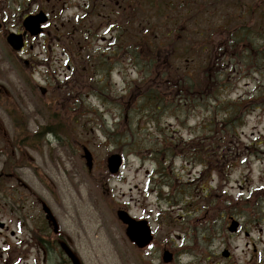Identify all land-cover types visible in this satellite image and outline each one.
<instances>
[{
	"label": "rangeland",
	"instance_id": "rangeland-1",
	"mask_svg": "<svg viewBox=\"0 0 264 264\" xmlns=\"http://www.w3.org/2000/svg\"><path fill=\"white\" fill-rule=\"evenodd\" d=\"M85 1L80 0L82 7L69 8L66 15L83 16ZM191 1L209 3L212 0ZM103 2L107 3L106 0ZM249 6H257L256 15L248 12ZM259 6L262 7L259 9ZM11 9L13 10L14 6ZM261 10L264 11L263 0H247L235 13L231 12V8L218 6L216 12L215 9L205 12L204 21H197L191 19L196 13V10L191 8L182 15H178V11L177 16L175 13V17L165 23L166 30L173 28L177 17L186 18L188 31L184 33L185 38L182 41L187 42V46L191 41L202 42L204 38L210 40L208 35L200 37L193 28L205 29L207 34L212 35V46L208 51L210 61L202 57L207 56V53L197 50L185 52L184 46L172 58L174 66L182 75L192 72L198 80L218 75V81L213 82L219 85L215 84L216 86L212 87L215 90H210L215 92L213 97L206 96V106L201 103L203 98H200L197 107H184V104H181L182 106L177 108L172 102L176 100V95L164 93L160 96L166 104H172L171 108L160 114L158 122L150 120L146 108L137 106V103H142V96L134 101L139 94L144 93L143 72L133 66L128 56L123 59L120 52L111 81L105 79L100 83L101 72H98L99 76L93 74L96 76L93 79L87 78L89 75L84 73L79 75L77 88L80 99L75 102L78 106V118L76 127L71 128V134L61 140L54 134H47L41 143L39 141L32 144L27 142L16 145L12 141L22 131V125L28 133L37 131L39 125H45L44 118L34 113V107L45 105L52 110V100L58 99L64 106L69 102L61 101V94L54 96L53 87H50L45 98H40L35 88L22 79L23 76H29L30 72L25 69L22 58L7 46L4 40L5 31L1 29L0 84L7 87L11 97L0 94V221L7 226L0 234V264H44L41 246L43 241H46L44 238H53V233L45 218L40 199H44L52 208L64 235L71 238L72 246L84 264L157 263V256L163 244L183 251L186 255L181 257V261L187 264L191 260L188 254L195 252V248L190 250L192 245L186 238L193 233L190 224L195 218L204 216L206 208L194 216V212L183 208V195L177 192L176 198L180 199L171 211V218H175L176 222L169 224L168 221L163 222L159 214L163 210L165 216L171 209L164 201L159 203L158 193L162 189L165 194L169 189L164 180L172 183L170 188L177 191L191 189V184L201 183H192L199 178L203 168L200 164L192 163L190 156L191 142L201 147V138H205L210 145L225 144L223 148H219L218 144L215 147H206V155L211 158L209 174L206 176V179L209 178L207 188L210 206L205 221H199L201 226L196 229L200 238L206 237V242L196 250L197 253L205 254L204 258L207 260L202 264H226L224 250L233 252L234 258L240 260L241 264L248 261L264 264V54H254L259 70L251 72L248 66L241 64L237 59H222L223 52H219L217 48L218 44L224 43L228 37V29L221 28L228 27L224 23V17L233 14L234 19H238L241 13H245V17L238 19L237 25L234 20L233 27L243 25L245 28L254 27L259 30L258 24L264 23L258 15ZM98 11H102V15H98L99 12L89 15L76 34V44L81 40L86 46L83 53L86 57L90 52L96 55L108 49L113 37V32L109 31L103 21L108 20L104 16L109 13L102 4ZM5 12L0 10V18ZM152 13L153 11L147 10L144 5L139 22L146 25L149 19L147 15ZM7 14L5 22L11 27L13 22L8 20L10 12L7 11ZM74 22V19L66 22L68 30L73 29ZM93 29L96 32L94 38L87 34V30ZM163 33L162 30H157L158 35L162 36ZM257 36L256 33V40ZM246 43H240L237 51L248 48L250 45ZM262 44L256 42L258 46ZM219 56L223 60L220 70L217 64L221 61ZM52 65V72L63 70L59 64ZM223 67H226V70L222 69ZM47 70L46 64L40 69L41 72ZM222 71L224 73L219 75ZM182 75L173 78L174 82L183 78ZM37 77L39 74L34 76ZM52 85L56 86L55 83ZM176 90L177 86H174L171 92L176 93ZM96 93L103 94V98L101 95H95ZM130 93H133V96H130ZM17 100L24 101L19 108ZM237 104L240 108L231 123L235 128H225V123L226 127L230 123L225 121L227 110ZM95 108L103 113L101 117L93 113ZM53 109L57 110L55 107ZM103 121L108 126L116 124L120 134H124L131 127H143L138 133L142 145L130 149L127 144L108 140L98 128ZM210 121H213L214 125L210 124ZM212 129L215 132H211ZM226 129L235 131L222 133V130ZM2 130L7 131L8 136L12 138L9 148ZM171 138L174 139L175 153L164 155L168 157L165 164L167 175L162 177L157 173L159 165L155 156H163L158 154V145ZM83 145L88 146L93 153V174H89L85 161L81 158ZM114 152L124 154L126 164L121 172L112 176L108 173L106 158ZM219 160L227 162L218 163ZM14 169L18 176L10 174ZM221 173H228L227 178H222ZM105 182H109V186H105L106 194L103 193ZM124 203H129L133 215L148 218L156 230V240L148 248L138 249L128 240L116 217V210ZM233 206L235 208L228 211ZM230 214L242 223L241 232L231 234L225 228L222 218ZM177 234L185 238L183 242L182 239H176ZM47 246L52 250L51 242L47 243ZM51 252L45 264H69L61 255L57 244H53Z\"/></svg>",
	"mask_w": 264,
	"mask_h": 264
},
{
	"label": "trees",
	"instance_id": "trees-1",
	"mask_svg": "<svg viewBox=\"0 0 264 264\" xmlns=\"http://www.w3.org/2000/svg\"><path fill=\"white\" fill-rule=\"evenodd\" d=\"M138 1H140L141 3L139 4ZM240 0H236L235 3L239 4ZM147 6L149 7L150 10L155 12H159L160 13V17L158 18V22L151 24L150 28L152 27H160L164 33L161 36L160 40H158L153 34H149L146 33L144 36V39H142L141 35H137V39L135 38L134 44H129V48H130V52L132 53L133 59L135 61L136 64H143L145 69V77L147 75H151V71L150 69H157L158 74L156 72H154L156 74V76L160 77L161 81L164 83V86H166V83H169V88H172L174 86H177V90L176 93H174V96L176 95V100H172L173 103H175V107L180 108L182 105L184 104V107H194L195 106V102L198 101L200 98H204L206 95L213 97L215 92H211L213 90H215V88H212L214 85L212 82L210 83L209 78H207V82H204L203 79L202 80H198L197 78H195V74H193L192 72H188L187 75H182L177 68L174 66L173 61L171 60L172 57L174 55H176L180 49H183L184 46V50L185 52L190 51V47L193 45H197V47L199 48L200 53H204V51L206 50L208 43L206 42L207 40L204 38V40L202 42H190L191 44L187 46V42L182 41L185 38V34L188 31V25L186 23V19H179L182 22H178V19H176L175 25L173 26L172 30L170 32H167L164 30L165 27V23L168 22L169 19V14H170V5L167 3V1H163L160 2V0H145ZM142 4L141 0H134V2L132 3V8L133 11H137L140 9V6ZM216 5V4H215ZM209 7H213V5H210ZM190 8H187V10H189ZM252 15H256L257 14V9L255 10H251ZM261 14H263V12H259V16H261ZM178 15H182L181 13H179ZM262 17V16H261ZM131 18V24H135V19H134V14L131 13L130 15ZM263 18V17H262ZM194 20H197V17L192 18ZM198 21V20H197ZM208 22V21H207ZM182 23V24H181ZM224 23L226 25H232L233 22H230L229 20H224ZM239 21H236L235 24H238ZM194 24V23H193ZM138 26V31L140 30L139 25ZM195 26V24H194ZM260 28V25L258 24V29ZM153 29V28H152ZM194 32L196 34H199L200 37H204L205 35H208V38L211 40L212 35L211 34H207V30L205 29H197V28H193ZM256 33H260L259 30H255ZM185 33V34H184ZM199 36H197L198 38H200ZM253 37V34H251V28H241L240 30H236L232 36V41L231 44H233L234 46L236 45V43H240L243 40H248L251 41ZM208 40L209 44L211 43V41ZM264 41V37L261 38V36H257V40L253 41V47H254V51H256L258 54H264V51H262V46H258L256 45V42L259 44L260 42ZM181 42V43H179ZM136 45V46H135ZM123 46V45H122ZM210 46H212V44H210ZM141 47L145 48V52L144 54L137 52L136 49H139ZM264 47V46H263ZM123 49H126V46L122 47ZM253 50H245L242 56V60L244 61L245 65H248L250 67H253L255 65V59H254V52ZM160 59V62H158V60ZM101 67L103 69H106L107 71H103L102 75L104 77H101L103 80L109 78V63L107 60L103 59L101 61ZM256 66H258L256 64ZM102 69V70H103ZM256 70H258V68H256ZM147 71H149V73L147 74ZM182 75L183 78H179L177 82H174L173 78L178 77V75ZM223 72H221L219 75H222ZM211 79V78H210ZM213 80V78H212ZM211 80V81H212ZM213 81H218V75L214 76V80ZM155 83V81H153ZM225 87V85H224ZM170 89H168V92ZM211 90V91H210ZM163 92H166L165 90L160 91V89L158 88V86L156 84L147 83V86H145L144 89V93L143 94H139L137 96V98L134 99V101L139 100V96L141 95V99L143 100L141 104H139L140 106L143 105V107L146 108V110L149 113V117L152 121H159V116L160 114L162 115L164 113V111L166 109L171 108L172 104H166L165 101L163 100V98L160 96L161 94H164ZM172 94V92H171ZM179 96V97H178ZM196 96V97H195ZM239 104L235 105L234 108H229L227 110L226 113V119L225 121L230 122L228 124V126L226 127V123H225V128H232L233 125H231V123L235 120V115H236V111L239 109ZM49 118H48V126L46 129L54 132L57 137L59 139H63L64 137H68L69 136V128H70V123L67 121L66 118V122H63L62 116L61 115H57L55 113H53L50 110V113L48 114ZM20 126V125H19ZM99 128L101 129V131L103 132L104 136L113 141L114 143H125V139H130V143L129 145L133 146L134 144H136V141L134 139L136 133H137V129L136 128H129L127 129V131H125V133L120 134L119 133V127L117 126H113V127H108L106 125V123H102L99 125ZM112 128V129H110ZM234 128V127H233ZM22 131L20 133H18V135L16 136V139L13 140L12 142L16 145L18 144H23V143H38L40 138L42 137L43 133H44V128H41L40 131H38L37 133H28L26 132L27 130H24L23 125L21 126ZM234 130H222V133H231ZM211 132H215V130H211ZM127 137V138H126ZM134 139V140H133ZM171 139H167L166 142H170ZM7 142V148H9L10 144L8 141ZM161 154L166 152L168 154H173L175 152V147L171 144H166V145H161ZM204 149V146H193V156L196 157L199 155V157H202V153H199L200 151L195 152V150H199V149ZM40 239V237H38Z\"/></svg>",
	"mask_w": 264,
	"mask_h": 264
},
{
	"label": "flooded vegetation",
	"instance_id": "flooded-vegetation-1",
	"mask_svg": "<svg viewBox=\"0 0 264 264\" xmlns=\"http://www.w3.org/2000/svg\"><path fill=\"white\" fill-rule=\"evenodd\" d=\"M80 0H0V10L6 11L0 18V27L5 29L6 31L10 30L17 34H22L24 32L23 21L29 15H35L37 13L45 12L49 16V22L44 25V33L37 38H28L29 46L26 47L23 51V56H25L28 60V63H24L26 65V69L30 70L29 72L32 74L33 71H36L39 64L44 63L50 65V62L58 63L63 71L59 73L57 71L52 72L49 75L45 73L42 75V83L46 85L49 90L48 84H52L53 81L56 82V87L52 88L53 93H60L62 95H68L70 98H73L72 91L76 90V82L78 80L80 65L83 64V60L81 59L83 48L81 45H74L76 33L79 30L78 21L79 17L75 19L73 29L67 31L66 22H70L72 18L68 17L65 12L67 9L71 8L72 5H78ZM123 2H126L125 7L123 6ZM108 4L103 2L104 7L107 9L109 13L105 18L108 20V26L111 30L117 31L118 25L115 23L114 19L117 15L122 14V23L125 30H128V21H129V0H108ZM7 5L9 8H7ZM114 5V6H113ZM14 6L12 10L11 7ZM80 6V5H79ZM7 11L10 12V17L8 20L12 21V26L8 27L5 16L8 15ZM112 19V20H110ZM69 24V23H68ZM43 38L42 40H39ZM37 45H32L33 41H37ZM37 49H39L37 51ZM86 62V61H85ZM57 78H62L63 82H60ZM33 84H35V90L38 92V96L40 98H45L46 95H42L41 91L38 90V84L34 82L33 77L31 78ZM93 134V128H92ZM230 144V143H228ZM220 152V150H219ZM225 159V158H223ZM207 163H209L210 158H207ZM211 161V160H210ZM227 161V160H226ZM219 160L218 163H226ZM206 163V162H205ZM93 174V173H92ZM204 176H202V185L193 189L189 193V198L186 201L185 208L188 211L194 212V216H197V213L201 212L204 209V206L208 202V188L204 183ZM175 190L170 189L164 195V201L173 208V198ZM159 201H162L160 199ZM129 207L128 204H126ZM171 209V208H170ZM208 214V211L204 216L200 218H195L194 221L191 222L190 227L193 228V233L186 237L190 241L191 245H195L197 242H206V237L200 238L197 235L196 229L201 225L198 224L199 221H205V218ZM223 224L226 229L229 230V226L233 219H236L234 215H228L223 217ZM241 229V227H240ZM3 230H0L2 233ZM168 238V234L166 236V240ZM63 240V237H59L55 240L58 242ZM165 249L172 250L169 245L163 244L160 248L162 252H160L157 256L156 264H184L181 261V257L186 255L183 252H176L175 249L173 251V258L169 261H165L163 259V251ZM52 252L50 250L45 249V263L48 261V257L51 256ZM63 255V254H61ZM191 259L187 264H202L207 259L204 258V253L193 252L188 254ZM234 253L230 252V254L226 257V264H241L240 260H236L234 258ZM208 256V255H207ZM245 264H258L257 262H246Z\"/></svg>",
	"mask_w": 264,
	"mask_h": 264
},
{
	"label": "water",
	"instance_id": "water-1",
	"mask_svg": "<svg viewBox=\"0 0 264 264\" xmlns=\"http://www.w3.org/2000/svg\"><path fill=\"white\" fill-rule=\"evenodd\" d=\"M45 21H46V18L30 19L27 24V27L31 30L32 34H38L41 31L39 26L41 25L42 22H45ZM6 40L8 44L13 49H16V50H20L24 45L23 40H21L19 36H16L14 34L9 35L6 38ZM83 150H84V154L82 155V157L86 160L87 167L89 171H91L94 165L93 156L90 150L86 146L84 147ZM107 162H108V168L110 172L115 174L121 169L124 159L121 154L114 153V154H111L107 158ZM42 206H43L44 211L46 212L47 219L51 221L54 226V231L58 232L59 224L57 222V219L53 215L52 210L45 202H42ZM117 214H118L119 219L128 225L126 232H127L129 239L132 242H135L141 248H144L151 243V241L153 240V235H152V231H151V228L147 220H137L133 218L123 208H120L117 211ZM237 227H238V223L234 222L232 226L230 227V230L235 231ZM61 246L64 249V251L67 253V255L69 256V258L73 261L74 264H81V261L78 258V256L73 252V250L66 243H61ZM225 254L227 255V252H225ZM169 259L170 257L167 254L165 257V260L168 261Z\"/></svg>",
	"mask_w": 264,
	"mask_h": 264
}]
</instances>
